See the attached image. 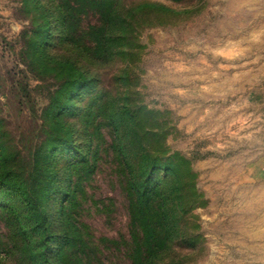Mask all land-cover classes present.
Returning a JSON list of instances; mask_svg holds the SVG:
<instances>
[{
  "label": "rangeland",
  "instance_id": "374dc122",
  "mask_svg": "<svg viewBox=\"0 0 264 264\" xmlns=\"http://www.w3.org/2000/svg\"><path fill=\"white\" fill-rule=\"evenodd\" d=\"M250 1L113 0L112 11L86 5L75 14L78 39L89 46L91 26L118 22L114 52L88 64L94 86L79 101L96 97L115 115L127 112L133 157L146 154L158 166L152 184L179 187L169 196L175 235L155 264H264V179L251 167L264 157V120L252 115L263 106L246 101L248 91L264 93V74L242 73L237 90L231 73L261 63L254 39L264 8L242 4ZM31 26L22 0H0V132L25 159L44 138L41 109L55 83L24 63ZM94 111L98 156L78 219L97 243V264H132L137 246L144 258L151 247L130 220L126 169L109 147L113 132L105 113ZM0 264L15 262L0 256Z\"/></svg>",
  "mask_w": 264,
  "mask_h": 264
},
{
  "label": "trees",
  "instance_id": "16d2710c",
  "mask_svg": "<svg viewBox=\"0 0 264 264\" xmlns=\"http://www.w3.org/2000/svg\"><path fill=\"white\" fill-rule=\"evenodd\" d=\"M112 3L22 0L32 24L24 34V63L36 76H49L55 83L41 109L44 138L28 159L10 148L0 132V220L6 230L0 232V256L15 264H97V243L78 219L83 182L93 172L98 156L99 145L94 140L100 125L94 123V109L105 113L113 132L109 147L126 169L131 223L140 228L141 241L151 247L144 258L137 246L132 264H155L157 250L175 235L177 225L169 200L178 195L179 187H163L159 181L152 184L158 166L146 154L133 157L127 144L133 132L126 124L127 112L115 115L109 106L99 105L96 97L79 101L81 93L94 86L88 64L114 52L118 22L111 19L91 26L89 46L78 39L75 14L86 5H104L112 11Z\"/></svg>",
  "mask_w": 264,
  "mask_h": 264
},
{
  "label": "crops",
  "instance_id": "0c3cea01",
  "mask_svg": "<svg viewBox=\"0 0 264 264\" xmlns=\"http://www.w3.org/2000/svg\"><path fill=\"white\" fill-rule=\"evenodd\" d=\"M263 2V3H261ZM244 5V7H246L247 9H252L254 11L259 10L261 11V8H264V0H251L250 4L249 3H242ZM264 26V25H263ZM259 41L260 45H258V48L256 51H254V57H258L260 59V64L259 65H255L254 67L251 68V70H245L244 67H240V65H236V67H233L235 69L232 68L231 73H235L237 74V77L235 79H233L232 83L236 84V86L238 87L237 90H239V87L244 86V81L241 79V74L243 73H247V72H254V73H263L264 74V28H261L259 30V33H256L255 39L254 41ZM237 56H239V51H237ZM229 68V67H228ZM221 84L223 87V84H225V78H221ZM228 84V83H227ZM262 88H264V85L261 86ZM223 89V88H222ZM246 101L248 102L247 104L251 103L253 104V106H263L262 108H259L260 110L258 111V109L256 111H253V120L256 121L257 119L259 120H264V93L260 94V93H256V91H248L247 97H246ZM252 169H254L255 171H257V175L259 179H264V157L263 158H259L258 160L254 161L253 165L251 166Z\"/></svg>",
  "mask_w": 264,
  "mask_h": 264
}]
</instances>
